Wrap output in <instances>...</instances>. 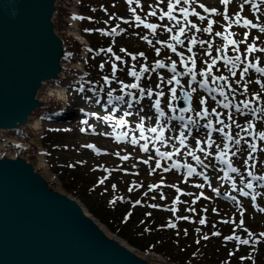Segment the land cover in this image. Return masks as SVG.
<instances>
[{
	"label": "rangeland",
	"instance_id": "rangeland-1",
	"mask_svg": "<svg viewBox=\"0 0 264 264\" xmlns=\"http://www.w3.org/2000/svg\"><path fill=\"white\" fill-rule=\"evenodd\" d=\"M168 3L169 0H133L131 4L127 0H79L76 6L77 16L83 17V19H77V27L83 35L86 34L87 37L95 35L101 39L109 37L110 41L118 47L141 46L144 52L141 55V52L133 54L127 50L122 51V49L119 52L113 49L108 52L106 51L109 49L107 47L101 48L105 51H101V49L90 51L89 49V58H86L85 66L91 70L92 78H87L84 70L79 79L67 86L66 95L68 97L65 96L61 105H71L74 110L77 105H80L81 110L95 111L93 112L95 114L79 113L81 115L73 120H56L54 113L43 115L42 110L37 112L38 115H35L37 118H41L42 122L41 144L44 128H70L59 142L55 141L46 146L42 144L45 149L46 161L52 159L58 165L65 163L72 171L78 172L75 182L80 184L82 189L88 190V194L84 195L89 203L106 212V218L113 224V228L90 211L89 204L83 199L81 200L83 195H77L87 210L122 238L126 239L123 236V233H126L150 247L145 249L134 246L142 253L158 247L159 241L166 239V231L174 234L187 231L193 240L204 236L221 239L228 244L226 248H223V245L218 250L224 254H222L224 257L228 258L227 255L230 252L241 254L242 261L253 264L254 259L261 255L264 236L261 235L263 233L257 234L252 231L244 216L249 214L253 219L264 221V183L252 182L247 175L248 171L254 173L255 169L252 164L254 159L260 162L264 161V155L260 152L258 157L257 154L258 147L264 146V138H261L264 127L258 125V119L264 118V76L254 72L250 63L258 62V66H264V51H260L264 49V32L260 31V28L264 27V0H251V2L230 0L228 5L223 4L222 0H188L187 4L181 1L180 4H175L174 11H171L175 19H169L167 15L164 16V19H160L163 13L169 11ZM202 3L209 7L208 11L203 10ZM130 8H135V13L130 11ZM182 8L193 9L195 13L187 15L181 11ZM153 11L156 13L154 16L151 15ZM225 12L229 17L228 20L224 19ZM72 16L70 5L67 4L65 8H61L58 18L59 30L67 38L69 49L72 52L67 64H72L76 52L80 50V45L68 34ZM136 16L140 17L142 23L136 21ZM237 19H239V23H236ZM245 20L251 21L256 27H245ZM210 21L213 22L211 30L204 31L208 28ZM145 24H155L158 27L153 32L152 29L146 28ZM192 25L196 27L193 28ZM123 27H125V31L117 36L102 34L104 32L112 33L113 29L118 30ZM181 27L184 28L183 35L180 34ZM168 28H171L172 31L169 32ZM216 33H221V35H216ZM145 36L152 42L151 44L148 43V40L143 39ZM173 36H177L182 43L172 39ZM227 38L236 41V44L233 45ZM169 45H172L176 51H172ZM249 45H255L257 51L248 53ZM157 49H159V55H157ZM116 56L121 59L116 60ZM133 56L136 57L135 60H133ZM236 57L239 59L237 60ZM214 59L215 64L212 63ZM233 61L235 67H233ZM157 62H162L165 67L156 68L153 71ZM173 62L176 64V72L180 73L176 76V79L180 81L178 85L175 81L172 84L167 83L174 75L170 71ZM113 64L116 65L115 77H113ZM101 65L103 68L100 67ZM209 65H211V71H209ZM143 67H148L149 71L143 73L139 81L129 75L130 70L134 69L140 72ZM245 67H248L247 73H244ZM189 70H191L189 75H183ZM202 72H207L210 75L207 86L209 85V89L214 90L211 93L198 87L197 84L189 82V77L192 74L200 79L203 78ZM212 76L222 77L225 81L230 82L231 86L214 82ZM104 77H108L110 82L105 83ZM84 81L87 82V85ZM136 83L139 85L138 88L123 87L125 84ZM81 87H83V91H80ZM106 87L119 90V94H125V102L121 105L116 101L113 105H109L103 98L102 102L97 103L98 95L110 92V89L107 90ZM180 87H186L191 91L192 105L190 110L185 111L184 114H187L188 119L196 121L195 126L187 125V141L191 149L184 150L182 154L191 161L192 158L188 153L194 149L196 152H193L199 155L204 165H207V167H203L197 164L196 175L189 179L183 178L181 173L172 169L171 158L164 160L161 157H156L154 153H141L139 147H136L131 139L137 136L136 130L129 128L130 131L127 132V126L117 125V121L127 118L130 122L133 121L131 122L133 128L136 124L141 123L146 126H155L153 104L161 96L157 93H162L161 99L164 106L174 107L175 99H173L171 89L175 88V95H178ZM140 88L145 90L143 98L140 96ZM193 88L196 89L195 92H192ZM149 89L152 92L151 97L148 95ZM223 89L227 91L226 96L220 95ZM126 93L132 95H126ZM133 95L135 100L132 99ZM202 99L205 101L204 104L200 103ZM129 101L132 102L131 108L128 107ZM225 103L230 106L222 107V104ZM246 103L248 104L247 108L244 107ZM202 105H205L208 110V119L215 120L219 114L218 129L228 125V127H224V133L215 132L214 137L217 139L213 140L214 143L211 147H208L204 138L207 133V128L204 125L208 123L205 119L206 116L201 118L197 115L198 112H203ZM63 106L62 108H64ZM104 106L110 107V109L106 111ZM237 107L240 108V111H237ZM141 109L143 110L141 111ZM111 110H115L117 114ZM76 111L78 112V109ZM125 112H129L130 115H125ZM229 114L231 119H228ZM104 117H110V119L105 120ZM144 120L147 122L144 123ZM220 120L224 123L220 124L218 122ZM183 124V122L177 123L176 133L171 136V139H168V143L174 147H177V131L181 130ZM32 128L30 122L24 132H10L5 139L10 136H12L11 138L16 137V139L25 138L29 136ZM84 129L87 131L86 133L83 132ZM241 132L245 135L243 138H241ZM115 133H126L127 139L121 142L113 137ZM225 134L232 137L231 154L236 153L232 156L234 167L238 169V172L231 173V177L227 181L221 179L222 167L217 160V156L224 149ZM236 140H240L238 145L235 144ZM250 144L256 146L255 151L249 147ZM87 145H94L96 148L92 150ZM6 148L9 152H15L21 146L6 143ZM200 148H203L204 151H200ZM25 149L37 169L43 172L33 156L32 148L26 147ZM165 151L172 152L170 148ZM249 155L252 156L251 160L248 159ZM122 157H127V159H122ZM157 163H159V167H157ZM45 176L47 175L45 174ZM205 177H209L208 184ZM101 180L103 183L100 182ZM248 183L253 185L251 189L246 187ZM198 185H202V187H198ZM130 188L131 191H129ZM177 189H182L185 193L178 195ZM213 189L217 191L215 192ZM65 190L73 193L71 188H65ZM228 192H231L232 196L225 199L224 196H228ZM243 192H247L248 195H243ZM253 196L255 199L252 198ZM177 198L179 202H177ZM198 198H206V201L198 200ZM217 198L224 203L225 209L217 210L215 204ZM113 201L115 202L113 203ZM152 205L156 207H152ZM203 206L206 207L205 210ZM213 211L218 212L213 215L211 214ZM184 213L191 216L189 221L195 225L194 229L189 230L182 227L183 223L180 222L179 216ZM201 219L206 222L200 224ZM241 220H243L242 225L240 224ZM155 221L161 222V228L159 226L151 227ZM223 221H229V223H223ZM169 223L175 224V227H169ZM223 228L228 229L223 231ZM161 230L165 233H162ZM217 231L220 235L214 236L213 233ZM249 233L252 235L250 236ZM232 235L252 242L244 245L236 240L225 239ZM204 247L201 245L188 258L190 264L225 263V261L219 260L209 261L207 259L209 257L205 256L206 253L201 251ZM219 252H213V255L217 257L221 254ZM234 259L236 258L234 257ZM198 260L202 261L198 262Z\"/></svg>",
	"mask_w": 264,
	"mask_h": 264
},
{
	"label": "water",
	"instance_id": "water-1",
	"mask_svg": "<svg viewBox=\"0 0 264 264\" xmlns=\"http://www.w3.org/2000/svg\"><path fill=\"white\" fill-rule=\"evenodd\" d=\"M60 13L61 0H0V139L51 106L43 90L63 80L72 53ZM26 151L0 153V264H155L55 187Z\"/></svg>",
	"mask_w": 264,
	"mask_h": 264
},
{
	"label": "snow or ice",
	"instance_id": "snow-or-ice-1",
	"mask_svg": "<svg viewBox=\"0 0 264 264\" xmlns=\"http://www.w3.org/2000/svg\"><path fill=\"white\" fill-rule=\"evenodd\" d=\"M127 2H128L129 4H131V3L133 2V0H127ZM245 2H251V0H245ZM180 3H181V0H169V3H168L169 11H168L167 13H163V14L161 15L160 19H164V16H165V15H167L169 19H175V17L172 16V14H171V10H172V8L174 7L175 4H180ZM183 3L187 4V3H188V0H183ZM222 3L225 4V5H228V4L230 3V0H222ZM254 6H255V5H254ZM241 7H243V5H241ZM205 10L207 11V9H205ZM130 11H132L133 13H135L136 9H135V8H130ZM181 11H182V12H187V9L182 8ZM213 11H215V10H213ZM151 15H153V16L156 15L155 11H153V12L151 13ZM74 18H75V19H83V17H74ZM135 19H136V21L142 23V21H141V19H140L139 16H136ZM201 19H204V17H201ZM224 19H225V20H228V19H229V17H228V15L226 14V12H225V15H224ZM125 22L127 23V21H125ZM239 22H240L239 19H237L236 23H239ZM212 23H213V22L210 21V22H209V26H208V28L204 29V31H210V30H211V27H212ZM144 26H145L146 28H150V29H152L153 32H155L156 28L158 27V25H155V24H145ZM244 26H245V27H247V26L256 27L255 24H252V22H251V21H248V20H245V21H244ZM192 27L195 28L196 26H195V25H192ZM167 30H168L169 32L172 31L171 28H168ZM197 30L199 31V29H197ZM260 31H261V32H264V27H261V28H260ZM115 33H116V29H113V30H112V33L104 32V33H102V34H104V35H111V34H115ZM183 33H184V28L181 27V28H180V34L183 35ZM216 35H221V33H216ZM246 36H247V34H246ZM143 39L148 40V38H147L146 36L143 37ZM172 39L177 40L178 42L182 43V41H179V40H178V37H177V36H173ZM148 43L151 44L152 42H151L150 40H148ZM193 43H195V40H193ZM201 43H203V42H201ZM231 43L235 45V44H236V41L233 40V41H231ZM169 47L172 48V51H174V52L176 51V49H175L172 45H169ZM101 51H105V50H104V49H101ZM106 51L111 52V48L107 49ZM122 51H123V49H122ZM189 51H191V49H189ZM247 51H248V53H252V52H254V51H257V49L255 48V45H249ZM260 51H264V49H261ZM141 55H143V54L141 53ZM157 55H159V49H157ZM132 58H133V60L136 59L135 56H133ZM120 59H121V58H120L119 56H116V60H120ZM236 59L238 60L239 57H236ZM212 63H213V64L216 63L215 59L212 61ZM257 63H258V62H257ZM250 66H252V65H250ZM100 67L103 68V65H101ZM163 67H165V65H164L162 62H157L152 70L154 71L156 68H163ZM233 67H235V62H234V61H233ZM112 68H113V77H115L116 65L113 64V65H112ZM255 70H256L257 72L264 73V68H261V67L256 66ZM148 71H149L148 67H143L142 70H141L140 72H137V71H135V70L133 69V70H130V71H129V75L135 77V78L137 79V81H139L140 78H141V76L143 75V73L148 72ZM170 71H171L172 73H174V75H173V77H172L171 80H168V81H167V83H168V84H172L173 81H175L176 84L178 85V84L180 83V81L176 79V76L180 75V73H177V72H176V64H175V62L172 63L171 68H170ZM209 71H211V65H209ZM247 71H248V67H245V68H244V73H247ZM190 73H191V70L186 71L185 73H183V75H189ZM234 74H235V73H234ZM201 75H202V76H207V73H203V72H202ZM220 79H223V78L221 77ZM104 80H105V83H109V82H110V81L108 80V77H104ZM195 81H196V76H195V74H192V82H195ZM123 87H124V88H138L139 85H138V83H136V84H131V85H127V84H125V85H123ZM157 87H159V85H157ZM200 87H201V88H204L206 91H209V93H211L212 91H214L213 89H209V88L207 87V84H206V83H201V84H200ZM80 91H83V87H81ZM139 91H140V96H141V98H143V96H144V91H145V90H144L143 88H140ZM171 91H172V94H173V99H175V98H176V95H175V93H176V89H175V88H172ZM195 91H196V89L193 88V89H192V92H195ZM108 95H109V103H112L113 100L120 101L121 103H124V102H125V101H124V96H116V97H112L111 92H109ZM126 95H132V94H131V93H126ZM148 95H149V97H151V95H152L151 89L148 90ZM157 95H162V93H157ZM184 95H185L186 97H190L191 94L186 92V93H184ZM220 95H222V96L225 95L224 92H223L222 90H221V92H220ZM213 99H215V97H213ZM225 99H227V97H225ZM133 100H135V97H133ZM136 102L138 103L139 101H136ZM97 103H99V100L97 101ZM200 103H201V104H204L205 101L202 99V100L200 101ZM223 106H224L225 108H228L230 105H229L228 103H225ZM128 107H129V108L132 107V102H131V101L128 102ZM153 107L156 109L157 113H159L160 116H164V112L160 109V101H159V100H156V101L154 102ZM169 107H171V105H169ZM244 107L247 108V107H248V104L246 103V104L244 105ZM142 110H143V109H141V111H142ZM189 110H190V109H181V113H183V112H185V111H189ZM237 111H240V108H239V107H237ZM173 112H175V109H173ZM213 112H215V109H213ZM125 115H130V113H129V112H125ZM197 115L200 116L201 118H203V117H205V116H208L209 113H208L207 108H205V109L203 110V112H198ZM217 115H219V114H217ZM103 119L108 120V119H110V117H104ZM169 119H170V120H172V119H176V120L184 121V120H185V117H184L183 114H181V115H179V116H175V115H173V116L170 117ZM228 119H231V115H230V114H229ZM141 120H143V117H141ZM218 122H219L220 124H223V123H224L222 120H220V121H218ZM84 123H87V121H84ZM125 123H126V121L123 120V119H120L119 121H117V125H119V126H122V125H124ZM189 124H192V125L195 126V125H196V121H194V120H192L191 118H189V119H188V120L182 125V127H187V125H189ZM204 127H205V128H208V129H212V122H211V120H209V122H208L207 124H205ZM224 127H228V125H225ZM224 127L217 129V131H219V132H221V133H224ZM237 127H239V125H237ZM138 128H139V130H140V132H141V138L147 140L148 137H146V136L143 135V133H144V126H143V124L141 123L140 125H138ZM245 130L247 131V129H245ZM148 131L151 132V133H157V132H158V128H157V127H152V128H150V129H148ZM124 135H127V134L125 133ZM210 135H211V132H209V136H210ZM184 138H185V137H184V132L181 131L180 134H179V140H180V144H181V145L184 144ZM224 138L227 139V140H231V137L228 136L227 134H225V137H224ZM261 138H264V133H261ZM156 139H157V140H160V141H164V126H163V125H160V126H159V134H158V136L156 137ZM132 143H137V141L135 140V138H133ZM212 143H214V141H209V142H208V146L211 147ZM239 143H240V140H236V141H235V144L238 145ZM197 144H199V141H197ZM88 147H94V146L89 145ZM217 147L219 148V145H217ZM227 147H228V146L225 145V148H227ZM249 147H250L253 151H255L256 146H255L254 144H250ZM143 149H144V151H147V145H144V146H143ZM199 150H200V151H204L203 148H200ZM97 152H98V150H97ZM157 153H158V155H160L161 157H165V156L168 155L167 153H161V152H159V149H157ZM98 154H99V152H98ZM232 154L235 155L236 153H232ZM188 155H191L192 158H193L194 160H196L197 164H199V165H201V166H203V167H207V165H204L203 161L200 160V158H199L198 156H196L194 152H191V151H190V152L188 153ZM209 155H210V153H209ZM225 155H226V153H225L224 151H221L220 154H219V156H217V160H218L220 163H222V164H226V165L228 166V169H229L231 172H233V173L238 172V169H237L236 167H232L231 163H230L227 159H224V156H225ZM122 159H127V157H122ZM248 159L251 160V159H252V156L249 155ZM145 163H147V161H145ZM245 163H247V161H245ZM159 166H160L159 163H157V167H159ZM188 168H189V175H192V174L195 172V169H193L190 165L188 166ZM221 170L223 171V169H221ZM249 175L251 176L252 173L249 172ZM227 178H228V177H227V173H225V176H224V177H221V179H227ZM253 178H254V179H259V180H264V177H253ZM205 179H207V177H205ZM100 182L103 183V180H101ZM198 187H202V185H198ZM246 187L249 188V189H251V188L253 187V185H252L251 183H248V184L246 185ZM131 190H132V189L130 188L129 191H131ZM178 191H179V189H178ZM213 191H217V190H216V189H213ZM243 195L247 196L248 193H247V192H243ZM252 198L255 199V196H253ZM233 199H234V198H233ZM114 202H115V201H113V203H114ZM177 202H179L178 198H177ZM137 203H139V201H137ZM152 207H156V206H155V205H152ZM172 211H175V209H172ZM182 218H183V219H188V217H182ZM205 222H206V221H205L204 219H201V220L199 221L200 224H204ZM223 223H229V221H223ZM240 224H241V225L243 224V220H241ZM168 226H169V227H175V224L169 223ZM197 231L199 232V229H197ZM245 231H247V230L245 229ZM213 235H214V236H219L220 233H219V232H214ZM249 235L251 236L252 234L249 233ZM261 235L264 236V234H261ZM203 238H204V239H208L209 237L204 236ZM225 239H226V240H236V241H238L240 244H244V245H248V244H250V243L252 242V241H250V240H248V239H241L239 236H236V235H232V236L225 237ZM197 243H199V241H197Z\"/></svg>",
	"mask_w": 264,
	"mask_h": 264
},
{
	"label": "bare ground",
	"instance_id": "bare-ground-1",
	"mask_svg": "<svg viewBox=\"0 0 264 264\" xmlns=\"http://www.w3.org/2000/svg\"><path fill=\"white\" fill-rule=\"evenodd\" d=\"M79 3V0H61V8H65V5H70V9L73 13V16L70 21L69 25V31L68 34L74 39L75 42H77L80 45V50L76 52L74 61L72 64H67L66 61V67L69 69L66 72H64L63 80L60 82H48L43 90V97L51 102V106L47 109L42 110V114H51V113H58L60 108H62L63 105L61 103L63 102L66 93H67V86H69L71 83L75 82L79 77L83 75L84 66H85V60L87 58V54L89 51V47L81 38L79 29L77 27V19L74 17H77V5ZM66 38V37H65ZM71 75V77H70ZM55 108V109H54ZM38 115V114H37ZM37 115L33 117L31 120L32 130L29 134V136L25 138H19L16 139V137L5 139L6 135L10 133H5L0 139V153L6 152L8 153L6 148V143H12L18 146H21V148H17V150H22L23 148L30 147L34 151L33 156L35 160L37 161V164L40 166L41 170L48 176V179L54 184L55 187L61 188V181L58 178V176L51 170L48 162L46 161L45 157V149L43 148L40 136L42 131V122L41 118H37ZM12 153V152H11ZM42 172V173H43ZM43 173V174H44ZM46 176V177H47ZM104 228L112 235H118L117 233L113 232L111 229L107 228L105 225H103ZM142 254V252H141ZM145 257H147L148 260L155 264H180L178 262L169 261L166 257H164L162 254H159L155 251H148L143 253Z\"/></svg>",
	"mask_w": 264,
	"mask_h": 264
},
{
	"label": "trees",
	"instance_id": "trees-1",
	"mask_svg": "<svg viewBox=\"0 0 264 264\" xmlns=\"http://www.w3.org/2000/svg\"><path fill=\"white\" fill-rule=\"evenodd\" d=\"M89 38H90L91 46H93V47H98L100 45L108 43V41H105V40L102 41V40L98 39L97 36H95V35H92ZM113 48L115 49V51H117L119 49L115 45H113ZM127 49L130 51L134 50L136 52H143L141 48H138L136 46H130V47L128 46ZM65 135H66V131H63V130L61 131L59 129L46 128L44 131L43 143L45 145H48V144L54 143L55 141L59 142L61 139H63L65 137ZM49 162H50L51 168L61 177V180L63 182L64 187L66 189L71 188L73 190V194H75V195H83V197H81V199H83V201H85L87 204H89L91 211L94 212L96 215H98L111 228H113V224H111L106 218L107 217L106 212L104 210L102 211V209L96 208L95 206H93L92 204L89 203L88 199L86 198V195H84V194H88V190L82 189L79 186L80 184L75 182L77 180L78 172L70 170V167H68L67 164H65V163L58 165V164L54 163L52 159H49ZM248 219H249V223H250L251 227H253V229H255L257 232H264V222H261V223L260 222H254L249 217H248ZM162 233H164V232H162ZM123 236H125V238H127L128 241L135 246L145 248V249L150 248L149 246H146V244H142V243L138 242L137 238H134L132 236H128L126 233H123ZM161 236H163V235H161ZM165 237H167V236L165 235ZM176 237H179V235H176ZM171 238L161 239L159 241L160 244L158 245V247L156 246V248L159 250V252L168 256L172 260L180 261L183 264H190L187 259L190 257L191 252L197 248L198 244L191 241L189 238H186V239L185 238H183V239L175 238V239H179L178 241H174ZM206 246L207 247L204 249V252L212 261L213 260H221L222 262H224L225 257H222L223 253L218 251L222 247L218 246V248H217L216 245L211 244V243L210 244L207 243ZM156 248H155V250H157ZM213 252H219L221 254H219L216 257L215 255H213ZM260 254H261L260 256L255 258V260H254L255 263H253V264H264V246L262 247V252ZM223 264H242V263H240L238 260H233L230 263H223Z\"/></svg>",
	"mask_w": 264,
	"mask_h": 264
}]
</instances>
